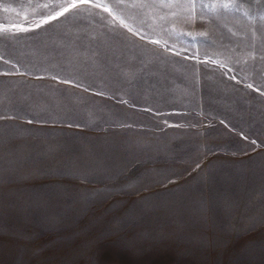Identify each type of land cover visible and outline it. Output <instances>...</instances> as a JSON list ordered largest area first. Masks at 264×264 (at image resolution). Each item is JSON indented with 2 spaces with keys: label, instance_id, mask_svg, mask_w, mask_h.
<instances>
[{
  "label": "rangeland",
  "instance_id": "obj_1",
  "mask_svg": "<svg viewBox=\"0 0 264 264\" xmlns=\"http://www.w3.org/2000/svg\"><path fill=\"white\" fill-rule=\"evenodd\" d=\"M0 264H264V0H0Z\"/></svg>",
  "mask_w": 264,
  "mask_h": 264
},
{
  "label": "snow or ice",
  "instance_id": "obj_2",
  "mask_svg": "<svg viewBox=\"0 0 264 264\" xmlns=\"http://www.w3.org/2000/svg\"><path fill=\"white\" fill-rule=\"evenodd\" d=\"M194 6V5H193ZM223 7H230V5L229 4H224V5H222ZM72 7H75V4H73L72 5ZM65 11H67V9H65ZM22 30H27V29H22Z\"/></svg>",
  "mask_w": 264,
  "mask_h": 264
}]
</instances>
